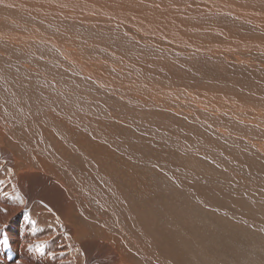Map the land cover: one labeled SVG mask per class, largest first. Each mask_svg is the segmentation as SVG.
I'll return each instance as SVG.
<instances>
[{
  "label": "rangeland",
  "instance_id": "rangeland-1",
  "mask_svg": "<svg viewBox=\"0 0 264 264\" xmlns=\"http://www.w3.org/2000/svg\"><path fill=\"white\" fill-rule=\"evenodd\" d=\"M121 1L104 4L119 13L158 5ZM224 1L162 0L172 15L168 23L181 28L175 33H146L128 23L98 32L77 21L62 23L58 32L43 23L49 36L59 34L63 42L79 36L91 45L81 56L105 63L98 67L101 82L48 44L41 51L49 61L32 54L36 72L4 66L1 110L13 118L5 122L10 137L0 134L11 151V161L0 151V177L13 171L19 210L0 224V256L3 240L30 215V223L48 233L35 235L39 251L27 253L53 264H103L113 256L115 264H264V23L238 30L241 21L213 10L234 4ZM238 1L264 15V0ZM21 127L25 140L16 134V144ZM46 127L54 142L40 133ZM26 175L37 179L25 193L18 178ZM64 222L76 239L67 237ZM67 247L76 259L64 255Z\"/></svg>",
  "mask_w": 264,
  "mask_h": 264
},
{
  "label": "bare ground",
  "instance_id": "bare-ground-1",
  "mask_svg": "<svg viewBox=\"0 0 264 264\" xmlns=\"http://www.w3.org/2000/svg\"><path fill=\"white\" fill-rule=\"evenodd\" d=\"M111 1V0H109ZM108 0H0V77H4L5 73L7 72L6 68L4 66H10L12 63L13 66H20L24 67L26 70L31 71V72H36L37 69L35 68V64L38 65V61H35L32 58V54L34 55L35 59H40L49 61L47 58H45V54H43L41 51L43 46L42 44H48L57 54L60 58H63L66 63L72 66V68H78L79 72L86 77L88 76L90 79L93 81L95 79L103 80V76L101 73H99V66H104V62L100 60H85L82 58V53L88 50L92 49L91 45H87L86 42L83 41V39L79 36L77 37H70V41L68 42H63L60 40V35L53 37L49 36L47 34V30L44 29V24L46 25H54L56 26L57 30L55 31L62 32L60 26L62 23H70L73 21H77L80 23L81 26H83L84 29H91L94 31H111V30H116L118 25L125 26V23L128 24H133L134 28L136 27L138 30H141L146 33H170L175 31H181V28L176 25V27H172L170 25V21H173L171 19V16L167 13V10L163 9L162 6V0H155L158 2V5L153 4V3H147L144 4L142 9L136 8L135 5L131 4L133 7L136 9L133 10V12L128 11L129 13L124 12H116L112 11L113 9L109 10L107 9L104 3H109ZM125 0H122L123 2ZM130 1V0H129ZM133 1V0H132ZM131 1V2H132ZM136 1V0H134ZM134 1L132 3H134ZM142 1V0H141ZM146 1V0H144ZM211 1V0H210ZM216 1V0H215ZM219 1V0H218ZM226 1V0H225ZM224 1V3H225ZM231 2H234V4L229 5L227 2L226 5L223 4H218L214 5L213 10L217 13L223 12V13H229L233 17L237 18L241 24L239 26L238 30H247L246 27L250 28L249 26H254L257 28V26L261 25L264 23V15H261L263 12L260 11L258 15L251 14L250 12L246 11L243 8L246 7H239L236 6L235 3L237 0H228ZM246 3V1L253 2L252 0H241ZM240 0L238 2H241ZM262 2V0H260ZM102 5H98L100 3ZM140 1H138L139 3ZM149 2V1H147ZM203 2V1H202ZM207 2V0H206ZM222 2V1H220ZM243 2V3H244ZM259 2V0H258ZM125 3V2H124ZM256 3V2H255ZM255 3L253 5H255ZM203 4V3H202ZM250 4V3H249ZM262 4V3H261ZM113 3H109V7H111ZM118 5V4H117ZM137 5V4H136ZM143 5V4H142ZM210 5V4H209ZM260 5V4H259ZM97 7V8H93ZM100 7V8H98ZM132 7V8H133ZM156 8L157 10H152L150 8ZM205 7V6H204ZM207 7V6H206ZM257 7V5H256ZM171 8V7H170ZM248 8V7H247ZM263 8V6H262ZM116 9V8H115ZM149 9V11H148ZM204 9V8H203ZM207 9H212V8H207ZM250 11L256 12L255 9H251ZM206 12V11H205ZM211 12H209L210 14ZM214 15H216L214 13ZM219 15V14H218ZM174 16V14H173ZM221 17V16H219ZM222 18V17H221ZM211 19V18H210ZM231 20V19H230ZM235 20V19H234ZM233 21V20H231ZM109 22V23H108ZM112 23V25L110 24ZM230 22V21H228ZM34 23V24H32ZM176 23V22H175ZM178 24V23H176ZM127 25V24H126ZM179 25V24H178ZM130 26V25H129ZM180 26V25H179ZM197 27V26H196ZM261 27V26H260ZM259 27V28H260ZM52 28V27H51ZM81 28V27H80ZM83 28H81L83 30ZM124 27H122L123 29ZM135 28V29H136ZM183 28V27H182ZM213 28V27H212ZM263 28V27H262ZM74 29V28H73ZM185 29V28H183ZM254 29V28H253ZM252 29V30H253ZM206 30V29H204ZM203 30V31H204ZM208 30V29H207ZM256 30V29H255ZM258 30V29H257ZM78 31V30H77ZM215 31V30H214ZM246 31V33H247ZM250 31V30H249ZM80 32V31H79ZM245 32V31H244ZM253 32V31H252ZM257 32V31H256ZM66 33H69L68 31ZM77 33V32H76ZM228 33V32H227ZM240 33V32H239ZM243 33V32H242ZM65 34V33H64ZM71 34V33H70ZM178 34V33H177ZM258 34V33H257ZM165 35V34H164ZM173 33H171V36ZM175 36V35H174ZM173 36V37H174ZM257 36V35H255ZM67 37V34L65 38ZM177 36H175L176 38ZM178 38V37H177ZM219 38V37H218ZM239 38V37H238ZM180 39V37L178 38ZM193 39V38H192ZM181 40V39H180ZM198 40V39H197ZM235 41V39L233 38ZM232 40V41H233ZM176 41V40H175ZM246 41V40H245ZM184 42V41H183ZM173 44V43H172ZM203 44V43H202ZM260 44V43H259ZM47 45V46H48ZM182 45V44H181ZM221 46V45H220ZM261 46H264L261 45ZM191 47V46H190ZM189 47V48H190ZM193 47V46H192ZM210 47V46H209ZM101 48V47H100ZM259 48V47H258ZM195 49V47H194ZM197 49V48H196ZM233 49V48H232ZM261 49V48H259ZM263 49V48H262ZM205 50V49H204ZM15 52V53H14ZM241 53V52H240ZM189 54V53H188ZM199 54V53H198ZM220 54V52H219ZM259 54V53H258ZM102 55V54H101ZM191 55V54H190ZM230 55V54H229ZM214 56V55H213ZM218 56V54H217ZM94 57V56H93ZM212 57V56H211ZM224 57V56H223ZM241 57V56H240ZM239 59V58H238ZM127 62V61H126ZM54 63V62H53ZM57 63V62H56ZM181 63V62H180ZM43 66V65H42ZM120 66V65H119ZM44 67V66H43ZM130 67V66H129ZM135 67V66H134ZM69 66H67V69ZM256 68V67H255ZM70 69V68H69ZM73 71V69H70ZM119 71V70H118ZM123 71V70H122ZM182 71V70H181ZM30 72V73H31ZM70 72V71H68ZM40 73L43 78L44 76L48 77V80H52L51 76L49 74H46L44 72H38ZM71 73V72H70ZM81 75V76H83ZM171 75V74H170ZM41 77V76H40ZM87 77V78H88ZM97 77V78H96ZM162 77V76H161ZM170 77V76H169ZM174 77V76H172ZM4 79V78H3ZM2 79V80H3ZM42 79V78H40ZM135 79V78H134ZM45 80V79H44ZM160 80V79H159ZM168 80V79H167ZM179 80V79H178ZM47 81V80H46ZM90 82V81H89ZM157 82V81H156ZM186 82V81H185ZM52 83V82H51ZM159 83V82H158ZM190 83V82H189ZM214 83V82H213ZM101 85V84H100ZM58 86V85H57ZM142 86V85H141ZM106 88V87H105ZM148 88V87H147ZM1 90V88H0ZM83 90V89H82ZM264 90V89H263ZM93 91V90H92ZM109 91V90H108ZM179 91V90H178ZM156 92V91H155ZM153 92V93H155ZM177 92V91H176ZM181 92V91H180ZM218 92V91H217ZM2 93V92H1ZM122 93V92H121ZM179 93V92H178ZM134 94V93H133ZM142 94V93H141ZM183 94V93H182ZM98 96V95H97ZM0 97H2L0 95ZM135 97V96H134ZM162 99V98H161ZM151 101V100H150ZM6 103V98L2 97V100H0V134L6 132L9 135L8 130L9 127L8 125L5 124V122L8 119L13 118L12 111H2L1 108ZM24 111V110H23ZM22 111V112H23ZM29 113V112H28ZM41 113V112H40ZM46 113V112H45ZM22 114V113H21ZM27 114V113H26ZM42 114V113H41ZM44 114V112H43ZM47 115V114H46ZM45 115V116H46ZM44 116V117H45ZM35 119V116H33ZM21 119L23 120V117L21 115ZM37 119V118H36ZM43 119V118H42ZM51 120H54L50 118ZM56 119V118H55ZM40 118L38 119V121ZM59 120V119H57ZM41 121V120H40ZM44 121V120H43ZM21 122V121H20ZM63 123V122H62ZM5 124V125H4ZM52 124V123H51ZM59 125V124H58ZM33 126V125H32ZM42 126V125H41ZM31 128V127H30ZM44 128V127H43ZM8 129V130H7ZM49 128H45L44 130H40V133L43 135L44 140L46 141H55L54 136H50L51 133L48 130ZM27 130V129H26ZM30 130V129H29ZM33 130V129H32ZM36 129L34 128V131ZM70 130V129H69ZM4 131V132H3ZM28 131V130H27ZM32 131V132H34ZM37 131V130H36ZM30 132V131H29ZM16 134L21 137L20 139L24 138L23 136V131L22 127L20 128L19 132H15V136L13 138L14 142L21 143L18 137H16ZM38 134V133H37ZM40 134V136H42ZM6 135V134H5ZM13 135V134H12ZM69 135V134H68ZM3 136V135H2ZM1 137V136H0ZM4 137V136H3ZM10 137V135H9ZM8 137V138H9ZM27 137V136H26ZM56 137V136H55ZM43 140V138H41ZM12 140V139H11ZM23 140V139H22ZM25 140V138H24ZM30 140V139H29ZM32 140V139H31ZM40 140V138H39ZM87 140V139H86ZM4 141V140H3ZM0 141V151L1 155L3 156L2 158L6 160H10V158L7 156L9 153L6 152H11L10 150L8 151L3 145L2 142ZM28 141V139H27ZM41 141V140H40ZM12 142V141H11ZM26 142V141H25ZM33 142V141H32ZM39 142V141H38ZM31 143V142H30ZM28 142V146L30 144ZM58 143V142H55ZM23 144L25 145L26 143L22 142V147L24 148ZM33 145V144H31ZM39 145V144H38ZM47 145V144H46ZM44 145V146H46ZM16 146V145H15ZM13 146V147H15ZM27 146V145H26ZM27 146V147H28ZM35 146V145H33ZM36 147V146H35ZM38 147V146H37ZM58 147V146H57ZM34 148V147H33ZM54 148V147H53ZM28 149V148H27ZM31 149V148H30ZM24 150V149H23ZM37 150V148L35 149ZM40 150V149H39ZM42 150V149H41ZM55 150V149H54ZM27 155L26 150H24ZM23 151V152H24ZM39 152V151H38ZM52 152V151H51ZM42 153V152H41ZM47 153V152H46ZM44 154V153H43ZM31 156V154H30ZM29 156V157H30ZM28 157V155H27ZM34 157V155H33ZM1 158V156H0ZM13 158V157H12ZM26 158V156H25ZM41 159V158H39ZM42 159H45L42 157ZM29 160V159H28ZM3 161V160H2ZM11 161V160H10ZM17 161V160H16ZM25 161V160H24ZM41 161V162H40ZM40 164L46 169V162L43 160H40ZM18 162V161H17ZM16 162V163H17ZM26 162V161H25ZM38 162V161H37ZM15 163V164H16ZM30 163V162H29ZM3 165V162L1 163ZM21 164V163H19ZM28 165V162L26 163ZM24 164V165H26ZM37 164V163H36ZM39 164V165H40ZM32 165L35 166V163H32ZM50 165V164H49ZM1 166V165H0ZM5 166V165H4ZM11 166V165H10ZM13 166V165H12ZM38 166V165H37ZM2 167V166H1ZM0 167V169H1ZM24 167V166H23ZM27 167V166H25ZM40 167V166H39ZM52 168V167H51ZM4 169V168H3ZM7 169V168H6ZM13 169V167H12ZM31 169V168H29ZM36 169V168H35ZM41 169V168H40ZM2 170V169H1ZM5 170V169H4ZM11 170V169H10ZM38 170V169H37ZM42 170V169H41ZM44 170V169H43ZM21 171V170H20ZM25 171V170H24ZM11 171L10 175H5V180H1L2 177H0V224H5L6 222H9V219L17 213L19 210L18 208L14 207V176ZM47 172V171H46ZM3 173V172H2ZM39 173V172H38ZM30 174V173H29ZM43 174V173H41ZM46 174V173H45ZM47 175V174H46ZM1 176V175H0ZM48 176V175H47ZM17 177V174H16ZM52 177V176H51ZM26 182L21 184L22 189L26 193L28 189V183L33 182V179L37 177L35 175H26V176H21L20 180ZM35 179V180H36ZM54 179V178H53ZM41 180V179H40ZM59 182V181H58ZM194 183V182H193ZM32 185V184H31ZM60 191V190H58ZM29 192V191H28ZM61 193V191H60ZM33 195V194H32ZM13 198V199H12ZM34 198V197H33ZM10 199V200H9ZM18 200V199H17ZM19 201V200H18ZM23 202V201H22ZM19 203V202H18ZM24 204V203H23ZM18 205V204H17ZM16 205V206H17ZM21 206V205H20ZM24 209V208H23ZM54 214L57 216L58 219H63L62 212L60 209H56ZM20 215V214H19ZM25 215V214H24ZM27 218L26 220L22 221L21 225L22 228L18 229V232L15 235H10L8 236L9 238H6L3 240V245H4V250L6 253H2L0 256V264H26L28 263V260H31L32 264H53L51 260L45 261L44 257H31L30 254H28V250H37V242L33 239L34 236H40V235H45L48 232H45V229L48 227L42 228H36L34 227L30 221H29V216L26 215ZM24 217V216H23ZM22 217V218H23ZM16 218V217H15ZM21 218V217H20ZM33 219V218H32ZM106 220V219H105ZM15 221V220H14ZM59 221V220H58ZM64 221V219L62 220ZM11 223V222H10ZM14 224V223H13ZM56 224V223H55ZM67 223L64 222L62 224V227L64 229V232H66L67 237L73 236L74 239L77 238L75 235V228L71 226L66 225ZM7 226V225H5ZM57 226V225H56ZM72 228L74 230H72ZM11 229V228H10ZM11 231V230H10ZM16 231V230H15ZM48 231V230H47ZM55 231V230H54ZM33 232V233H32ZM122 232V231H121ZM53 235V234H52ZM4 236V235H3ZM20 236H25L22 240L20 239ZM37 238V237H36ZM44 239V238H42ZM124 239V238H123ZM96 242V241H95ZM108 243V242H107ZM109 244V243H108ZM8 245L12 246V248L15 251H20L21 253H13L9 251ZM40 245V244H39ZM113 245V244H112ZM74 247H78L75 245ZM40 248V247H38ZM49 248V247H47ZM46 248V249H47ZM113 248V247H112ZM105 249V248H104ZM152 249V248H151ZM11 250V249H10ZM78 250V248L76 249ZM80 250V249H79ZM234 250V248H233ZM12 251V250H11ZM123 251V250H122ZM36 253V251H34ZM41 252V248H40ZM39 252V253H40ZM126 252V251H125ZM30 253V252H29ZM43 253V252H42ZM1 254V252H0ZM71 254L73 257V260L76 259L77 251L74 249L67 247L64 249V255ZM33 255V253H32ZM42 255V254H41ZM78 256V255H77ZM136 256V255H135ZM48 257V256H47ZM46 257V258H47ZM50 257V256H49ZM63 257V256H62ZM70 257V255L68 256ZM66 258V257H65ZM120 260L123 262V258L119 257ZM52 259V257H51ZM55 259V258H54ZM60 259V258H59ZM67 259V258H66ZM69 259V258H68ZM60 261V260H59ZM77 261V260H76ZM103 261V260H102ZM84 262V261H83ZM87 262V261H86ZM85 262V263H86ZM72 260L69 259L67 260L65 264H74ZM115 264V258L114 256L111 257L109 260H106L105 263L103 264ZM125 263V262H124Z\"/></svg>",
  "mask_w": 264,
  "mask_h": 264
}]
</instances>
